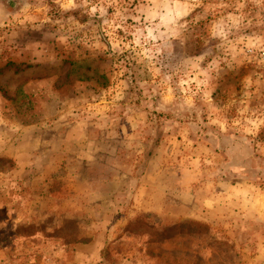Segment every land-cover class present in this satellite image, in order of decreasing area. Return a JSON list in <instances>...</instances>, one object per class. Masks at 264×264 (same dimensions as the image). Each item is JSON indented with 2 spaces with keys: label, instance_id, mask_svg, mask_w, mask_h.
I'll return each instance as SVG.
<instances>
[{
  "label": "rangeland",
  "instance_id": "rangeland-1",
  "mask_svg": "<svg viewBox=\"0 0 264 264\" xmlns=\"http://www.w3.org/2000/svg\"><path fill=\"white\" fill-rule=\"evenodd\" d=\"M0 264H264V0H0Z\"/></svg>",
  "mask_w": 264,
  "mask_h": 264
},
{
  "label": "crops",
  "instance_id": "crops-1",
  "mask_svg": "<svg viewBox=\"0 0 264 264\" xmlns=\"http://www.w3.org/2000/svg\"><path fill=\"white\" fill-rule=\"evenodd\" d=\"M237 186H238V184L235 185V187H237ZM235 187L233 188V192H235L237 194H241V192L239 193V190H236ZM245 191L247 192V194H245ZM241 197H242L241 198V202L245 201V204H243V206H242V210H249L250 209V204H251V201H253V198L250 196V192L248 190H246V187L243 188ZM224 198H225V196L222 195L221 192L216 193L215 195H211L209 200L207 201L209 203L206 202L207 203L206 206L209 205L211 210H221V208H223L221 205H222V203L224 201ZM227 200H229V199H227ZM257 201H260V198L257 199ZM236 205L238 206V202H237ZM227 210H230V208H227ZM257 210H260V207H258Z\"/></svg>",
  "mask_w": 264,
  "mask_h": 264
},
{
  "label": "trees",
  "instance_id": "trees-1",
  "mask_svg": "<svg viewBox=\"0 0 264 264\" xmlns=\"http://www.w3.org/2000/svg\"><path fill=\"white\" fill-rule=\"evenodd\" d=\"M181 227H182V226H181ZM181 227H180V228H181ZM170 237H171V236H167L166 238H170Z\"/></svg>",
  "mask_w": 264,
  "mask_h": 264
}]
</instances>
